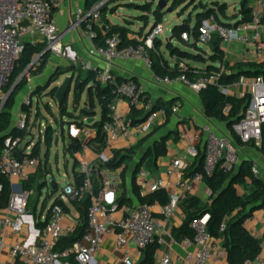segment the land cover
Segmentation results:
<instances>
[{
	"label": "built area",
	"instance_id": "built-area-1",
	"mask_svg": "<svg viewBox=\"0 0 264 264\" xmlns=\"http://www.w3.org/2000/svg\"><path fill=\"white\" fill-rule=\"evenodd\" d=\"M62 0H0V104L3 105L8 96L3 94L10 77L14 73L17 63L25 50V44L32 39L41 40L49 52L57 57L68 59L71 48H65L62 36L59 34L54 12L60 8ZM249 17L235 7L238 22L235 24L221 23L215 16L202 22L200 30V44L209 45L215 38L221 41V47L232 44L251 48L255 53L264 56V0H250ZM87 23L91 32L93 26L101 20L99 6L93 7L91 12L81 18ZM164 34L162 25L148 32L138 45L122 46L121 34H113L106 38L105 46L94 47L90 55L102 58L109 66L105 72H98L97 81L102 86H112L114 101L111 104V121L105 125L106 149L112 155L114 150H131L139 142L148 137L157 127L160 120L166 119L167 110L154 109V103L144 102V89L134 81L118 83L110 75V68L117 62L143 61L151 70L152 59L150 51L155 49L159 37ZM181 40L190 43L191 34L185 32ZM77 62V58H76ZM184 65H180L183 68ZM90 70V66L85 68ZM228 74L225 64L218 70L200 77L191 83L185 77L178 82L200 94L211 86L229 96L247 98V106L242 118L232 125L235 134L242 144L255 142L261 144L262 126L264 125V78H250L240 76L228 87L220 84L224 75ZM159 85L171 84L169 78H156ZM126 100L130 108L143 112L142 121L133 123L129 115L117 108V102ZM30 109L32 98L24 104ZM179 105L174 104L171 111L175 115ZM230 107L225 109L229 114ZM87 123V120H84ZM88 124V123H87ZM28 118H21L17 129L27 130ZM86 141L90 140L94 132L86 127L82 130ZM181 134V139H185ZM21 138L9 139L0 154V176L12 184V194L7 205L0 208V264H104L99 259L106 242L111 237L115 239V264H140L143 253L152 245L157 246L154 254L155 264H229L227 251L222 240H215L209 233V215L191 221L190 228L194 237L182 236L174 239L171 222L179 215L182 204L191 198L194 185L203 182V175L196 174L190 181L180 180L176 184V192L172 193L166 205L159 203L119 206L117 203L120 180L119 176L105 175L102 178L101 189L94 188V163L97 160L106 162L109 159L105 152L92 161L86 156L89 147L86 143L81 147L78 159V173L83 176L81 186L76 182L67 183L58 193L57 201L50 208L46 217H36L30 207V200L34 195L33 189L24 188L31 178L42 167L41 159L32 157L34 146H23ZM204 172L212 177L218 170L225 174L234 173L240 163V157L233 142L226 137L209 132L205 140ZM201 157L197 145H189L172 161L168 175L173 177L181 174L189 166H193ZM45 184V183H44ZM20 188H17L16 186ZM136 185L140 196L147 197L167 188L166 181H154L145 167L137 173ZM50 188L51 185H50ZM53 190V189H52ZM4 188L0 184V205ZM58 191V190H56ZM207 195L213 194L208 189ZM90 200L88 211V229L79 241L70 246L62 247V242L72 237L81 225V218L74 217L66 208L74 202ZM184 223L189 219L187 213L181 215ZM227 222L220 229V234L226 232ZM19 238L17 242H7L9 238ZM181 252H175L174 247ZM173 249V250H172ZM5 256L7 257L5 259ZM245 264H264L257 258Z\"/></svg>",
	"mask_w": 264,
	"mask_h": 264
},
{
	"label": "trees",
	"instance_id": "trees-1",
	"mask_svg": "<svg viewBox=\"0 0 264 264\" xmlns=\"http://www.w3.org/2000/svg\"><path fill=\"white\" fill-rule=\"evenodd\" d=\"M87 1V8L91 9L94 6L98 5L101 0H86ZM121 1H132V2H141L144 0H113V3L121 2ZM167 4L170 0H164ZM209 1V0H205ZM211 1V0H210ZM238 2V7L241 9L242 15L245 17V20H248L249 17V3L250 0H233ZM132 2L127 3L129 6L136 7L135 4ZM227 0H223V3L219 1L212 0L211 9H208V3L205 4L203 0H173L172 8L177 10L179 7L182 6H189L194 7L195 9H199V13L196 17V26L194 29L190 30H183L181 28H176L175 32L179 33L180 38L181 35L185 32L191 34L193 38V43L191 44L192 47H197L200 44V30L202 22L207 20L211 16H215L221 23H223L214 8H218L222 15L226 12V6L228 5ZM196 6V7H195ZM145 11H150L149 9L146 10V6H139ZM103 13H101L102 16ZM165 16V12L161 11L160 9H156L153 12V17L155 19V23L150 29L149 32L155 30L158 26L163 25V18ZM141 19H146V16H143ZM189 25V24H186ZM85 27H87V23H85ZM131 30L128 27L123 26H114L110 24L108 21L104 22L103 28L99 29L96 25L93 26L92 33L94 35V43L96 47L101 48L105 46V40L107 37L113 34H121L122 36V46H130V45H138L141 43L140 41H131L129 39V34ZM213 56V62H223L224 61V52L221 50V41L217 38L213 40L210 44ZM45 44H36L33 45L30 42L25 44V50L23 55L20 57L17 67L9 79L7 86L4 88V91L8 94L7 100L4 103L3 109L0 112V154L3 148L6 146V143L9 139L21 138L22 140L25 139L26 130H19L16 127H13L12 117H13V109L16 103L17 95L28 85L29 78L33 74H39L38 72L35 73L33 67V60L35 57L40 56L44 60H46L50 53L43 54L45 50ZM169 51L171 52L173 57H176L178 60V64H176L175 68H172L165 57L161 52V42L157 40L155 44V49L150 51L151 59H152V68L151 71L153 74L158 78H169L171 81H176L179 78L185 77L189 82L193 83L197 81L200 77L206 76L211 72H215L218 70L216 67H210L206 70L198 69L190 64V62H200L204 58L200 56H195L188 52H183L178 48H174L173 45L170 43L168 45ZM181 63H184V67L180 68ZM31 67V68H30ZM30 68L28 77H24L16 89L12 92L14 85L17 81L21 78L23 74L27 72ZM237 69L239 74L237 75H229L226 74L222 77L220 84L224 87H228L234 81H236L240 76H247L250 78H264V61L262 63H255V62H247V63H238L235 64L231 70ZM42 71V69H40ZM39 71V72H40ZM98 72H88L86 80L83 81L80 77L76 82V87L80 82H83V85L80 90L75 89V100L74 103L79 104L82 95L85 93L87 87L91 86L88 91V107L91 115H88L86 112H83V116L85 119L95 118L96 117V107L97 104L101 108V120L94 121L92 124H87L84 121L80 123V128L83 130L84 128L88 127L93 130L94 135L88 141L87 145L89 149L101 156L105 149V133L104 127L111 121V104L114 101V97L112 95V86L106 85L102 86L97 81ZM134 81L137 82L135 79L123 81L117 79L118 83ZM11 92V93H10ZM53 94L57 92V88L53 90ZM201 101L203 107L205 109L206 114L211 117L215 118L220 121H227L230 122L232 125L236 123L247 106V98H238L232 95H225L223 94L220 89L216 86H211L208 89L202 91L200 93ZM68 96L64 99V101L59 105L60 109L65 110V104H67ZM175 104L173 101L169 102H162L158 101L154 105V109L164 108L167 110V117H171L172 114V107ZM1 107V104H0ZM227 107L231 108L229 114L225 113V109ZM143 112L137 110L135 108H131V113L129 115V119L133 121V123H139L142 121L141 116ZM232 127V126H231ZM56 139V131L52 127H48L45 132V142L46 144L51 147ZM147 138L141 140L139 144L131 149V150H114L113 158L102 162L101 160H97L94 163V188L96 192H99L101 189L102 177L100 176L101 171L103 170H110L116 171L119 169L123 170L122 179H124L125 174L128 171L129 164L133 162L134 157L139 151L143 148L144 144L146 143ZM234 141L241 143L239 138L234 134ZM242 144V143H241ZM253 144L256 145L255 142H251L248 145ZM29 145V144H28ZM247 145V144H246ZM79 145L76 146L70 144L69 145V152L75 157L76 152L79 150ZM156 157L163 156L166 154L167 148L159 144L156 146ZM260 152L264 156V125L262 126V139L260 144ZM150 156V150L148 151L147 157H145L137 166L136 170L133 174V189L134 194L138 199L139 204H153L159 203L161 205H166L169 202V197L164 190H161L158 193L152 194L147 197L140 196L139 189L136 185V177L139 169L141 167H145L146 169L152 168L151 162L148 158ZM32 157L40 158V145H36L33 148ZM79 166V163L76 159L75 168ZM188 173L191 177L196 174L203 175V181L209 190L213 194V202L208 207L201 206L200 202L196 198H190L188 202H186L187 206V214L189 219L184 225L179 229L178 236H186L189 238L194 237V232L190 228V223L192 220L196 218L203 217L204 215H209L210 220L208 222V229L209 233L213 236L215 240H222V245L227 251V257L229 264H245L247 261H254L260 257L262 252V240L254 237L246 228L245 222L249 219L252 214L260 209H264V184L256 177L255 173L251 170V168L242 167L240 172L236 174L234 177L233 173L225 174L223 171L218 170L212 177H208L204 172V157H200V159L192 166L191 169L188 170ZM49 174V169L47 164L44 169H39L38 173L34 175L28 183H25L23 186L25 189L31 190L32 186L30 182L37 178L40 175H47ZM232 177V180H231ZM84 178L78 172L75 173V182L77 186H81L83 184ZM0 184L3 185L4 191L2 194V201L0 208H4L12 194V184L9 180L0 176ZM236 186H241L247 188L250 186V190L246 195H240L239 191L237 190ZM42 187V186H41ZM58 185L55 183L56 191ZM117 203L119 206L123 205H132V200L126 197L125 195L118 198ZM60 203L56 202V205ZM61 205V204H60ZM73 206L78 207L80 211V218H81V225L77 229L76 233L67 238L62 242V247L70 246L74 242L79 241L83 234L88 229V211L91 206L90 200H85L81 203L74 202ZM64 209L68 212V208L64 206ZM45 209V208H44ZM43 213V212H42ZM236 214L234 217H232ZM229 217H232L231 220L227 223L226 232L224 234H220L221 226L225 223V220ZM157 251V246L152 245L150 246L144 253L143 257L140 261V264H155L154 263V254Z\"/></svg>",
	"mask_w": 264,
	"mask_h": 264
},
{
	"label": "crops",
	"instance_id": "crops-1",
	"mask_svg": "<svg viewBox=\"0 0 264 264\" xmlns=\"http://www.w3.org/2000/svg\"><path fill=\"white\" fill-rule=\"evenodd\" d=\"M116 3V5H122L119 7L118 10L123 9L124 7L130 8L127 3ZM136 7L138 8L139 6ZM211 8L212 7H208V9ZM92 9L93 8H87L86 0H62L61 7L56 9L54 12V18L57 22L59 34L62 36V43L64 47L71 48L72 52L71 54H69V59L51 56L47 60V63L45 60V65L43 66L41 73L33 74L29 78V83L25 88V91L28 93V98H33L34 95L40 96L36 93L37 90L41 88H46L50 77L55 74V72L59 69H64V71L66 72H74V74L77 73L78 77H80L81 75L79 73V71H81L80 69L83 70L82 73L85 74L86 77L88 72H95V70L105 72L109 69L108 64L102 58L90 55V50L96 47V45L91 39V32L87 29V27H85V22H81V18L89 14ZM214 10L216 11L220 20L224 18L220 14L218 8H214ZM149 12L150 16L154 19L153 12H151V10ZM145 16L146 19H141V22L144 25L142 26L136 24L137 30H134L133 27H135V23H133L129 19L134 18L138 20L139 17H134L131 15H120L118 16V18L117 15L108 10L104 11V14H102L101 16V20L96 22L95 25L99 29H102L104 22L108 21L114 26L128 27L129 30H131L128 36L129 39L131 41H140L150 31V29L155 23V19L153 23H150L151 18L147 15ZM228 16L229 14L225 18H228ZM233 16L236 18L235 10L233 12ZM113 18H115V20H117V18L121 19V21L126 24L121 25L120 23L113 21ZM186 24H189L191 29H194L196 26V19L194 25L191 21L183 23V25ZM176 28L181 27L176 26L173 29L172 37L166 40L165 45L166 50L169 53L170 59L166 56L167 53L164 51L165 47L163 41L159 40L161 42V52L172 68H175L176 64H178V60L176 57L172 56L171 52L169 51L168 45L170 43L173 45L176 40L186 44L193 51V53L190 54L204 58L200 62H190L192 66L202 70H206L210 67L218 68L222 64H225L226 70L228 71L229 75H237L239 74L237 69L231 70V68L235 64L247 62L262 63L264 61V59L261 58V55L255 53L253 49L238 47L237 45L232 44L230 46H225L224 48L220 47L221 50L224 52V61L222 63L219 61L213 62L212 56L214 54L210 44L204 45V48H201L200 44L197 47H192L191 44L193 43V40H191L190 43L183 42L179 36L180 34L175 32ZM30 43L33 45L44 44L43 41L37 39L30 40ZM257 57H259L260 60L256 59ZM76 58L78 64H74V62H76ZM69 60H71L73 64ZM181 64L185 65L184 63ZM89 66L90 70H85V68H88ZM110 75L116 79H120L123 81L135 79L144 89V102H152L155 104L158 101H173L175 102V104L179 105V110L175 115H172L168 119L160 120L154 131L148 137H146V143L144 144L143 148L139 151L138 157L135 158L133 162L129 164V168L124 176V179H122L124 167L116 171H101L100 176L102 178L105 175H111L113 177L119 176L120 186L119 192L117 193L118 198L125 195L126 197L132 200L133 205L139 204L138 199L134 194L133 174L136 170V166L145 157H147L149 150L150 156H148L147 159L150 160L152 168H148L147 170L150 173V178L154 181H166L167 188L164 191L170 198L171 194L176 192V184L180 180L190 181L192 178L188 173V170L191 169L192 166H189L187 170H185L181 174H176L173 177H169L168 172L172 167V161L178 154L185 150L186 147L194 144L197 145L199 150L201 151V157H204L203 150L205 140L209 132H213L217 135L229 138L237 149L240 157V163L237 170L233 173L232 177L238 174L242 167H247L251 168V170L255 173L256 177L264 184V156L260 152V145H258L257 143L256 145H246L234 141V134L231 127L232 124L227 121H220L215 118L209 117L203 107L200 94L193 92L189 87L185 86L184 84L178 81H173L171 84L167 85H159L156 82L157 77L153 74V72L146 66L143 61L117 62L113 64V66L110 68ZM42 96L43 95H41V97ZM117 108L128 115H130L131 113V108L129 107L126 100L118 101ZM19 114H22V118L27 117V113L22 112L21 107L19 108L17 117H19ZM142 118L143 115L141 116V119ZM72 131L73 137H71L69 142L74 146H76V144L79 145L80 148L75 155L77 156L78 154H80L82 150L81 147L83 146V144H87L89 140L86 141L83 136L82 130L77 129V127H72ZM181 134H185L186 138L181 139ZM159 144L164 145L167 150L165 155L156 157V146H158ZM105 154L109 157V159L113 158V155L109 150H107ZM86 156L89 157L92 161H96V159H98L99 157L91 150L86 153ZM73 181H75V176ZM16 187L20 188L19 186ZM236 188L239 191L240 195H246L250 190V186L247 188L236 186ZM208 189L209 188L203 181L201 183L195 184L191 193V197L198 199L201 206L205 208L208 207L214 200L213 197L209 198V196L207 195ZM186 209V203L182 204L179 210V215L171 222L169 226L170 229H172L173 231L174 239L176 241L181 238L180 236H178V232L179 229L184 225L181 215L187 213ZM68 210L69 213H71L74 217H80V211L78 207L69 205ZM43 214L44 213L40 214V216ZM235 215L236 214H234L232 217H234ZM232 217L227 218L225 222L228 223ZM245 226L254 237L262 240V252L259 258L264 261V209L255 211L252 216L246 220ZM12 241L19 242L20 239L16 237L11 240L9 238L7 242L12 243ZM173 249L175 252L182 253L178 246L174 247ZM116 255L119 256V254L115 250V239L114 237H111L107 240L106 245L104 246V249L99 256V259L104 264H115L114 257ZM6 258L7 257L5 256V259Z\"/></svg>",
	"mask_w": 264,
	"mask_h": 264
},
{
	"label": "rangeland",
	"instance_id": "rangeland-1",
	"mask_svg": "<svg viewBox=\"0 0 264 264\" xmlns=\"http://www.w3.org/2000/svg\"><path fill=\"white\" fill-rule=\"evenodd\" d=\"M157 3H153L151 0H144L139 2H132V4H135L136 6H146V10H151V12H154L157 9ZM205 4L209 3L208 6L211 7L212 0L205 1ZM219 1L220 3H223V0H215ZM113 0H101V2L98 4L100 13H103L104 11L110 10L115 15H131L134 17H139L138 20L130 18L133 23H135V27H133L134 30H137L136 24L138 25H144L141 22V18L145 15L149 16L150 23L154 22V19L150 16V12L145 11L141 7H133L129 6L130 8L124 7L123 9H119L122 5H116L117 3H113ZM124 2L123 4H126L128 2ZM173 0H170L168 3L169 7H172ZM228 5L225 7L226 12L224 15L220 13L224 18L221 19L223 23L227 24H235L238 22V17L233 16V12L235 7L238 5L237 1L233 0H227L226 2ZM196 7V6H195ZM199 9H195L194 7L188 8V6H182L179 7L177 10H175L173 13L168 14L165 12V16L163 18V25L164 28V34L159 37L160 41H163L164 47L166 45V40L170 39L172 37V31L176 26H183L184 22L191 21L194 25L195 19L199 13ZM118 12V13H117ZM229 14L228 18H225ZM110 16V14H109ZM119 18V17H118ZM115 20L113 18V21H116L117 23H120L121 25H125L126 23H123L121 19ZM112 21V22H113ZM115 23V22H114ZM144 30V29H143ZM174 48H178L179 50L183 52L193 53V51L184 43L175 41L173 44ZM64 46V45H63ZM238 47H241L237 45ZM236 46V47H237ZM201 48H204L203 44H200ZM66 48V47H65ZM164 51L167 53V57L170 59L169 53L166 50V47L164 48ZM54 56L50 53V56ZM49 57L46 59H49ZM56 57V56H55ZM262 59H264V56H261ZM69 59V58H68ZM256 59L260 60L259 57ZM255 59V60H256ZM71 61V60H69ZM34 66L33 70L35 73H41L40 69L43 68L45 65V60L37 56L33 60ZM72 63V61H71ZM73 64V63H72ZM74 64H78L77 62H74ZM83 68V67H82ZM79 73L81 74V79L83 81L86 80V75L83 74V70L80 69ZM40 71V72H39ZM69 73V74H67ZM28 77V75H27ZM67 78H73V83L71 86V92L68 96L67 104H65V110L60 109L58 102L55 99V95L53 94V90L55 88L58 89L59 86H61ZM78 80V74L74 72H66L64 69H59L53 74L48 83L46 88H41L37 90L38 95H34L32 98L33 106L28 109L27 107L23 106L25 104V101L28 99V93L25 91V88L17 95L16 97V103L14 106V109L12 111L13 117V127H17L18 122L22 118V114H19V117H17V113L19 112V108L21 107V111L24 113H27L28 118V127L26 130V136L23 142V146L27 144H32L33 146L40 145V159L42 162L41 170L45 168L46 164L50 171L47 175H40L34 180L30 182V185L32 186V189L34 191V195L32 196L30 200V207L33 210L36 217H40V214L42 212L44 213V217H46L48 211L50 208L55 204L58 198V193L60 190L67 184L72 183L74 180L75 173L78 172V167L75 168V162L76 159H78L77 156H73L68 150L70 145V139L73 137V131L72 127H77V129L81 130L80 123H82L85 120V117L83 116V109L88 107V90L86 89L85 93L82 95L80 103L76 104L74 103L75 100V89H76V82ZM53 85V86H52ZM52 86V88H51ZM3 94L5 96H8V94L3 91ZM41 95H43L41 97ZM30 98V97H29ZM96 121L101 120V108L97 104L96 110ZM88 120V119H86ZM48 127H52L56 132L59 139L58 144H56V139L51 147H49L45 142V132ZM138 157V153L135 155L134 159ZM54 180L55 183L58 185L57 190L53 191L52 188H50V181ZM45 183V184H44ZM42 186V187H41ZM45 208V209H44Z\"/></svg>",
	"mask_w": 264,
	"mask_h": 264
},
{
	"label": "water",
	"instance_id": "water-1",
	"mask_svg": "<svg viewBox=\"0 0 264 264\" xmlns=\"http://www.w3.org/2000/svg\"><path fill=\"white\" fill-rule=\"evenodd\" d=\"M151 1H152L153 3H157V0H151ZM157 8L160 9L161 11H164V12L168 13V14H171V13L174 12V9H173L172 7H169L168 4H167L164 0H159V1H158ZM181 29H183V30H190L191 27H190L189 25H183V26H181ZM172 40H173V39H172ZM47 53H50V52H49V48H48V47H45V50H44V52H43L42 55L47 54ZM33 66H34V63L31 65V67H33ZM31 67H30V68H31ZM30 68H29V69L27 70V72H26L25 74H23V75L21 76V78L17 81V83H16V84L14 85V87H13L12 92L16 89V87L18 86V84L20 83V81H21L24 77H26V76L29 74ZM72 83H73V78H67V79L65 80V82H64L61 86L58 87L57 92H56V95H55V99H56V101L58 102L59 105L64 101V99H65L67 96H69V94H70V92H71V86H72ZM82 85H83V82H80V83L77 85L76 90H80L81 87H82ZM90 88H91V86L87 87V90L89 91ZM10 93H11V92H10ZM3 106H4V104L1 105V107H0V112H1L2 109H3ZM83 112H86L88 115H91V113H93V112L90 111L89 108H87V107L83 109ZM241 118H242V116H241ZM94 121H95V118H89V119L87 120V123H88V124H92V123H94ZM58 139H59V137L57 136V137H56V144H58ZM50 171H51V167H50ZM50 185H51L52 189L54 190V189H55V181H54V180H51V181H50Z\"/></svg>",
	"mask_w": 264,
	"mask_h": 264
}]
</instances>
